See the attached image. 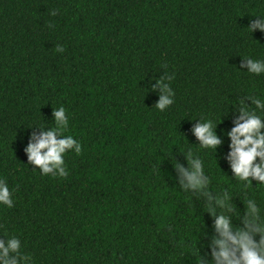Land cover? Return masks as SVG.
I'll return each mask as SVG.
<instances>
[{
	"label": "trees",
	"instance_id": "trees-1",
	"mask_svg": "<svg viewBox=\"0 0 264 264\" xmlns=\"http://www.w3.org/2000/svg\"><path fill=\"white\" fill-rule=\"evenodd\" d=\"M257 13L264 0H0V177L16 190L0 239L17 234L35 264H198L192 247L213 220L170 159L187 166L190 148L214 191L234 184L192 128L229 110L219 135L241 98L264 96V75L240 72L264 59V32L247 29ZM164 74L175 103L161 112L152 89ZM60 106L82 151L66 154V177L42 175L29 127H53ZM248 191L264 201V187Z\"/></svg>",
	"mask_w": 264,
	"mask_h": 264
},
{
	"label": "clouds",
	"instance_id": "clouds-1",
	"mask_svg": "<svg viewBox=\"0 0 264 264\" xmlns=\"http://www.w3.org/2000/svg\"><path fill=\"white\" fill-rule=\"evenodd\" d=\"M51 15L56 16L57 12L52 11ZM252 18L247 29L251 33L257 30L264 32V13H257ZM56 51L63 53L65 49L57 46ZM240 67L246 69L240 71L242 73L264 75V59L245 58ZM173 79L174 75L164 74L152 89H159V101L155 107L161 112L175 103V92L171 87ZM232 109L234 113L230 119L233 126L230 130L217 134V128L229 117L228 110L226 115L219 117L222 123L214 118L194 120L196 123L192 134L200 149L206 153L210 150L214 154L218 165L221 160L227 163L231 176L220 166L218 171L230 177L233 185L220 186L214 191L211 187L214 179L211 169L206 171L205 159L190 148L184 151L179 149V155L187 166L173 153L170 159L175 173L173 179L178 187L200 201L205 209L204 214L213 220L211 228L205 226L199 243L192 247V256L198 264H264V201L248 191L249 187H264V96L243 97ZM53 117L51 128L29 127L39 129L40 134L37 136L33 133L25 152L29 164L39 169L42 175L66 177L65 156L73 150L79 154L82 145L73 135L64 134L69 127V116L64 106L53 109ZM225 145L228 149L226 154L223 153ZM237 183L240 196L234 192ZM15 191L0 177V207L12 209L15 206ZM237 200L243 205L242 211L235 203ZM3 228L4 225H0V229ZM3 237L0 239V264H35L33 255L25 251L17 234L9 235L5 231Z\"/></svg>",
	"mask_w": 264,
	"mask_h": 264
}]
</instances>
